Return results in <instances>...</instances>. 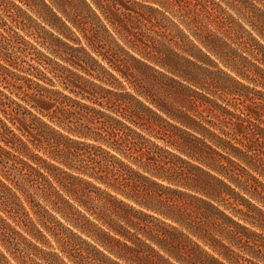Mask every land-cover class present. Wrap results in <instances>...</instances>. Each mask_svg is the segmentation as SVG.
Returning <instances> with one entry per match:
<instances>
[{
	"label": "trees",
	"instance_id": "1",
	"mask_svg": "<svg viewBox=\"0 0 264 264\" xmlns=\"http://www.w3.org/2000/svg\"><path fill=\"white\" fill-rule=\"evenodd\" d=\"M0 16V264H264V0Z\"/></svg>",
	"mask_w": 264,
	"mask_h": 264
},
{
	"label": "rangeland",
	"instance_id": "2",
	"mask_svg": "<svg viewBox=\"0 0 264 264\" xmlns=\"http://www.w3.org/2000/svg\"><path fill=\"white\" fill-rule=\"evenodd\" d=\"M0 19H1V16H0ZM159 145L163 146L164 144L162 142H159ZM169 149V148H168ZM170 150V149H169Z\"/></svg>",
	"mask_w": 264,
	"mask_h": 264
}]
</instances>
